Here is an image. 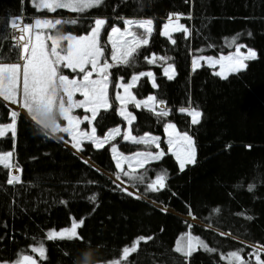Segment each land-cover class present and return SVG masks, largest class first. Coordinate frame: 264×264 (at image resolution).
Listing matches in <instances>:
<instances>
[{"label":"trees","instance_id":"16d2710c","mask_svg":"<svg viewBox=\"0 0 264 264\" xmlns=\"http://www.w3.org/2000/svg\"><path fill=\"white\" fill-rule=\"evenodd\" d=\"M20 12L21 0H0V26ZM176 12L191 13V20L183 18L182 21L192 33L184 39V33L175 32L172 39L176 44L173 45L160 30L168 14ZM23 13L27 22L37 15L62 21L76 19V24L65 23L58 27L59 32L77 35L88 33L92 21L98 17H106L112 24L119 23L121 17H153L157 29L149 45L140 49L132 68L115 67L114 79L124 73V80L129 81L133 73L153 68L159 87L153 88L151 80L142 77L133 92L139 98L154 94L157 101H166V107L172 112L160 119L146 108L136 109L130 104L136 116L133 133L163 134L165 123L173 121L181 131L194 137L197 156L196 163L187 165L183 171L171 153L151 162L147 165V175L154 179L156 173L166 172L168 187L160 193H151L140 185L139 191L135 189L142 198L135 199L125 194L122 188L126 186L115 179L118 169L110 156V146L94 150L91 143L85 141L84 151L77 153L55 136L38 133L36 125L20 112L15 161L23 169L24 184L14 189L5 185L0 190V260L15 261L23 254L31 255L40 264H94L99 256L97 246L101 256L119 258L123 246H131L140 235H152L155 239L148 244L142 242L140 251L133 254L127 264H157L158 261L181 264L179 254L171 249L179 234L189 229L188 225L220 253L243 247L247 259L246 254L251 249L245 245L264 244V0H105L100 8L84 13L67 9L37 12L25 0ZM233 37H238L235 43ZM9 43L4 42L0 56H6L4 63H16L15 50H9ZM238 44L257 50L258 59L248 61L247 70L231 73L227 79L216 76L215 68L205 64L192 71L193 55H216L231 51ZM152 53L170 59L148 64L143 57ZM168 62L176 67L173 80L167 79L163 72ZM114 86L115 80L110 92L112 108L107 112L101 109L94 121L99 135L125 126V121L116 114ZM189 99L203 112L202 121L196 126L190 125L189 118L177 111L181 106L187 107ZM160 107L158 105L156 110ZM10 109L16 110L0 99L1 123L10 122ZM61 135L69 140L67 134L58 133ZM111 143H117L124 152L146 148L125 142L120 136ZM12 147L10 134L0 139V150L9 151ZM84 160L88 164L83 163ZM5 179L4 171L0 170V183ZM121 180L126 178L121 176ZM249 183H256L253 192L247 191ZM125 184L132 186L130 182ZM93 194L98 196V207L87 200ZM149 199L159 202L153 201L159 206L164 204L167 213L161 212L159 209L163 207ZM61 200L67 204H61ZM188 207L194 217L206 225L186 218ZM240 212L253 219L238 216ZM82 217L87 219L78 231L91 248H84L78 241L46 240L49 230L69 227L72 218L78 221ZM220 232L232 235L220 236ZM41 243L46 248V259L31 251L30 246ZM77 249L80 252L74 259ZM261 258L264 259V254ZM21 264H24L22 260ZM189 264H226V261L216 253L198 250Z\"/></svg>","mask_w":264,"mask_h":264},{"label":"snow or ice","instance_id":"6c2138e0","mask_svg":"<svg viewBox=\"0 0 264 264\" xmlns=\"http://www.w3.org/2000/svg\"><path fill=\"white\" fill-rule=\"evenodd\" d=\"M24 3L25 0H21V12L19 15L7 18L4 25L0 26V50H2L4 42L8 40L10 41L9 50L14 49L17 56L16 63H4L6 56H0V99L10 104L18 105L19 108L27 113L28 118L35 125L50 129L53 135L46 136H55L57 133L67 134L70 138L69 140H65L63 135L59 136V140L66 144L70 143L71 147L77 152L84 151L83 142L85 141L91 143L94 150H103L106 145L110 146V156L118 169L114 175L117 180L121 181V184L130 182L137 191H139L138 186L142 185L146 192L151 193H160L166 190L168 187L166 172L156 173L154 179L147 175L149 171L147 165L162 159L165 155L163 150L156 152L147 150L153 146L156 149H160V138L152 136L150 133H145L139 137L133 135V123L136 120V116L128 110V105L132 104L136 109L146 108L160 119L167 118L171 114L172 109L166 107V101H157L154 95H150L146 100L140 101L137 100L131 91L142 77L151 78L152 87L158 88L159 85L155 82L153 72L133 73L127 83L124 82L123 77L117 78L114 86L116 88L114 99L117 102L116 114L126 122L123 134L119 126L108 130L103 137L96 135L94 126L91 127L90 131H81L79 127L82 123L81 118L72 114L77 108L84 109L90 113V116L85 115L83 120L91 123L100 116L101 109L107 112L112 108L108 96V89L111 84L110 70L114 67L132 68L136 64L140 49L149 45L154 31L153 21L151 19L125 20L121 17L120 19L124 21L126 28L122 32L117 26L111 27L109 33V40L112 43L111 55L106 57L104 48L100 44V35L104 26L108 23L107 19H94L87 35H64L59 33L58 26L65 23L76 24L78 20L62 21L60 19L51 20L34 17L32 22L25 23ZM28 3L37 12L47 11L54 13L58 9H67L75 13H84L89 9L100 8L105 4V0H28ZM182 18L191 20V13H169L168 22L162 26L160 34L167 37L173 45L176 44V40L172 39L171 32L184 33V39H187L192 33L188 26L179 23ZM133 27L143 31L140 35H137L136 32L132 31ZM52 30H56V34H53ZM125 34L131 39L119 44L116 40H113L114 35ZM247 35L251 36V33ZM237 38H232L233 43H235ZM49 42L51 45L50 50L47 49ZM62 42H67L66 47H60ZM242 47H246V45H237L235 47V55L220 56L219 59L193 56L191 61L192 71H196L201 67L200 62L204 60L206 61V66L214 67L216 64L221 66L220 71L214 73L216 76L227 79V74L229 73L239 74L247 70L248 64L246 61L258 59L256 50L247 48L246 53H244L241 52ZM61 52L64 54L61 55ZM101 59H103L102 64L100 63ZM143 59L148 64H156L158 60L166 61L170 58L157 57L155 53H152L150 56H144ZM61 65L74 73L82 74L81 77L79 79H69L68 76L62 75L59 71ZM93 73H96L97 79L91 78ZM164 75L169 80L175 78L174 64H168L164 68ZM76 93H80L83 99L75 100ZM157 105L161 106L159 111L156 110ZM177 111L186 115L189 118L188 123L192 126L199 125L202 121V110L194 107L190 99L187 107L181 106ZM19 117V111L10 109V122L6 124L0 123V139L8 138L10 134V138L13 141L11 151L0 150V170L4 171L6 177L3 183H0V190H3L5 185L14 189L17 185L23 186L24 184L22 179L23 169L19 166L18 161H14ZM59 120L65 122L64 126H61ZM164 128L168 134L170 150L175 144L181 145V150L176 153L180 171H183L187 165H194L196 163V147L193 136L189 135L187 131L179 132L176 125L171 122L165 123ZM117 136H120L125 142L144 145L146 150L126 156L119 152L116 144L111 143ZM227 147H230V145ZM83 163L88 164V161L84 160ZM125 164H127V169H125ZM121 176L126 178V180H121ZM119 186L117 185V187ZM255 188L256 183L247 185V191L249 192H253ZM122 191L135 199L142 198L136 192L129 191L127 187H123ZM87 200L98 207V196L96 194L87 197ZM60 203L66 205L67 201L61 200ZM159 210L164 213L168 211L166 207ZM93 211H95V208ZM216 211L219 212L220 209H216ZM188 214L195 218L190 207H188ZM237 215L247 220L253 219L252 216L244 212L237 213ZM86 219L87 217H82L77 221L72 218L70 227H65L59 231L56 229L49 230L46 233V240L78 241L84 244V248H91L85 237L78 231L84 227ZM188 227L191 229L192 226L188 225ZM209 228H211V225H209ZM219 235L231 236L232 234L220 232ZM232 238L236 239L234 236ZM154 239L155 237L152 235H140L131 242V246L122 247L119 258H115L114 255L111 257L99 255L98 259L105 262V264H127L129 258L140 251L139 245L142 242L148 244ZM240 243L243 244L244 242L241 241ZM30 247L32 252H38L41 258L46 259V248L43 243L39 247ZM245 247L251 249L246 254L247 259L243 255V247L226 254L220 253L217 248L210 247L199 236H194L191 231H188L177 238L171 251L179 254L181 264H189L190 258L198 250L216 253L221 260L226 261V264H264V259L261 258L262 254H264V244H247ZM79 252L80 249H77L73 254L74 259ZM21 260L24 264H37L31 255L23 254L12 264H21ZM0 264H9V261L0 260ZM157 264H160V262L158 261Z\"/></svg>","mask_w":264,"mask_h":264},{"label":"rangeland","instance_id":"374dc122","mask_svg":"<svg viewBox=\"0 0 264 264\" xmlns=\"http://www.w3.org/2000/svg\"><path fill=\"white\" fill-rule=\"evenodd\" d=\"M34 17H39V18H42V19H51V20H56V19H60V18H53V17H51V16H42V15H37V16H34ZM34 17H32V19L34 18ZM98 18H103V19H107V21H108V23L104 26V28H103V30H102V32H101V35H100V44H101V46L104 48V51H105V56L107 57V56H110L111 55V47H112V43H111V41L109 40V33H110V31H111V27L112 26H117V27H119L120 29H121V31L122 32H124V29L126 28V25L124 24V21L123 20H121L119 23H110V21H109V19L108 18H106V17H98ZM125 20H127V19H132V20H147V19H151L152 21H153V28H154V31H153V33L156 31V29H157V27H156V20L153 18V17H123ZM173 19H175V18H173ZM183 19V18H182ZM182 19H180V21H179V23L180 24H184V25H186L183 21H182ZM61 20V19H60ZM25 23H29V22H27L26 20L24 21ZM32 22V21H31ZM168 22V20L166 19V21L164 22V23H167ZM163 23V24H164ZM163 24H162V26H163ZM162 26H161V30L160 31H162ZM171 30V29H170ZM132 31L133 32H136L137 33V35H140V33L143 31L142 29H138V28H136V27H133L132 28ZM52 32H53V34H56V31L55 30H52ZM60 34H64V35H67V34H71V35H73V36H81V35H87L88 33H84V34H80V35H77V34H73V33H70V32H66V33H62V32H59ZM175 32H171V37H172V35L174 34ZM153 35V34H152ZM152 37V36H151ZM131 38L129 37V36H127L126 34L125 35H114L113 36V40H116L117 42H118V44L120 43V42H123V41H125V40H130ZM151 39V38H150ZM66 45H67V42H62L61 43V45H60V47L61 48H64V47H66ZM238 45H243V44H238ZM50 47H51V45H50V42H49V44L47 45V49L48 50H50ZM247 48H249V47H242L241 48V52H244V53H246V51H247ZM253 49V48H252ZM254 50H256V49H254ZM58 51H59V49H58ZM257 51V50H256ZM64 53L63 52H61V55H63ZM228 55H235V49H233V50H231V51H228V52H223V53H220V54H216V55H208V54H203V55H193V56H196V57H201V56H203V57H211V58H214V59H219V57L220 56H228ZM192 56V57H193ZM191 61H192V59H191ZM109 62L110 63H112V61H110L109 60ZM100 63L102 64L103 63V59H101L100 60ZM201 66L202 65H206V61H204V60H201ZM246 63L248 64V61H246ZM168 64H174V63H172V62H168V63H166L165 64V66H164V68H166L167 66H168ZM174 67H175V64H174ZM211 67H213V66H211ZM220 65L219 64H216L213 68H215V72H218V71H220ZM115 68V67H114ZM114 68H112L110 71H111V84L109 85V89H108V96H109V102L112 104V101H111V99H110V92H111V85H112V83H113V81L115 80V84H116V81H117V79H114ZM164 68H163V72H164ZM59 71H60V73L62 74V75H66V76H68L69 77V79H72V78H76V79H79L80 77H81V75L82 74H80V73H78V72H72L71 70H69V69H67V68H65V67H63L62 65L60 66V69H59ZM148 71H151V72H153L154 73V75H155V71H154V69L152 68V69H147V70H143V71H140V72H148ZM137 73H139V72H137ZM175 74H176V67H175ZM231 73H229V74H227V76L228 75H230ZM118 77H123V78H125V74L124 73H119L118 75H117V78ZM92 79H97L98 77H97V75H96V73H93V76L91 77ZM149 78V77H148ZM150 80H151V78H149ZM124 82L125 83H127L128 81H125L124 80ZM139 82V81H138ZM155 82H156V75H155ZM122 91V90H121ZM132 92H133V89L131 90ZM115 92H116V88H115V90H114V95H115ZM134 93V92H133ZM134 95H135V93H134ZM150 95H154V94H149L148 96H150ZM136 96V95H135ZM148 96H146V97H143V98H139V97H137L136 96V98H137V100H140V101H144V100H146L147 99V97ZM155 96V95H154ZM74 99L75 100H81V99H83V97L81 96V94L80 93H76L75 94V97H74ZM8 105H10L11 107H14V108H16L17 109V111L19 110V111H22V112H25L23 109H21V108H19L18 107V105H14V104H10V103H8V102H6ZM158 106V105H157ZM157 108V107H156ZM128 110L129 111H131V112H133L134 113V111L130 108V104L128 105ZM26 113V112H25ZM27 114V113H26ZM74 116H77V117H80L81 118V120H82V123L80 124V130L81 131H90V129H91V127H95V125H94V121H92L91 123L89 122V121H87V120H83V117L85 116V115H89L90 116V113L89 112H87V111H85L84 109H80V108H77V109H75L74 111H73V113H72ZM134 115H135V113H134ZM27 116V115H26ZM28 117V116H27ZM59 122H60V124H61V126H64V124H65V122L63 121V120H59ZM167 122H171V123H174L175 125H176V128H177V130L179 131V132H181V133H183L184 131H181L179 128H178V126H177V124L175 123V122H173V121H167ZM166 122V123H167ZM1 123V122H0ZM6 124V123H5ZM125 125H126V122H125ZM96 128V127H95ZM111 129H113V128H111ZM110 130V129H109ZM121 130H122V132L124 133L125 132V126L123 127V128H121ZM108 132V130L106 131V133ZM105 133V134H106ZM146 133H150V132H146ZM104 134V135H105ZM145 134V133H144ZM144 134H142V135H136L135 133H133V135H135V136H137V137H139V136H143ZM152 136H156V137H159L160 138V140H159V143H160V149H156L154 146L153 147H151L150 149H147V150H150V151H153V152H156V151H159V150H163L164 151V153H165V155L167 154V153H171V154H173L174 156H175V158H176V153L177 152H179L180 150H181V145L180 144H175L174 146H172L171 147V150H170V146H169V144H168V134L165 132V128H164V133L163 134H157V133H150ZM96 135L98 136V137H103L104 135H99L98 134V132H97V129H96ZM189 135H191L190 133H189ZM68 136V135H67ZM192 136V135H191ZM55 137L56 138H58L59 139V136H58V133L57 134H55ZM69 138V137H68ZM194 138V137H193ZM70 139V138H69ZM195 141V140H194ZM66 144V143H65ZM112 144H116L117 146H118V150H119V152H121V153H123L124 155H126V156H130V155H132L133 153H136V152H142V151H145L146 150V148L145 149H140V150H137V151H134V152H124V151H122L121 149H120V147H119V145L117 144V143H112ZM66 145H68L69 147H71V144L70 143H68V144H66ZM195 147H196V144H195ZM74 151H76L73 147H71ZM9 151H11V150H9ZM77 152V151H76ZM77 153H81V152H77ZM164 155V156H165ZM196 156H197V150H196ZM87 160L88 161H90L89 159H88V157H87ZM14 161H15V155H14ZM178 163H179V161H178ZM125 167H127V164H125L124 165ZM135 166V165H134ZM112 177H114L113 176V174L112 173H109ZM115 178V177H114ZM116 179V178H115ZM124 186H126L128 189H130L131 191H133V192H137L136 191V189L135 188H133L132 186H128V185H126L125 183L123 184ZM162 206V205H161ZM188 218H189V216H187ZM194 220V219H193ZM196 220V219H195ZM70 227V226H69ZM60 230V229H59ZM59 230H57V231H59ZM188 231H191L190 229H188V230H185V231H183V232H181L180 234H179V236L182 234V233H185V232H188ZM191 233L194 235V236H199L202 240H204L200 235H197V234H195V233H193L192 231H191ZM178 236V237H179ZM177 237V238H178ZM177 240V239H176ZM205 241V240H204ZM206 242V241H205ZM207 243V242H206ZM35 247H39V246H37V245H34ZM231 252V251H230ZM228 253V252H227ZM226 254V253H225ZM16 261V260H15ZM12 262H14V261H9V264H12ZM37 264H40V262H37ZM94 264H96V263H94Z\"/></svg>","mask_w":264,"mask_h":264},{"label":"clouds","instance_id":"9594fccd","mask_svg":"<svg viewBox=\"0 0 264 264\" xmlns=\"http://www.w3.org/2000/svg\"><path fill=\"white\" fill-rule=\"evenodd\" d=\"M36 130L38 133L43 134V135H53V133H51L50 129L41 127L39 125H36ZM96 251L99 253L100 255V248L99 246L96 247ZM96 264H105V262L101 261V260H97Z\"/></svg>","mask_w":264,"mask_h":264},{"label":"water","instance_id":"95a60500","mask_svg":"<svg viewBox=\"0 0 264 264\" xmlns=\"http://www.w3.org/2000/svg\"><path fill=\"white\" fill-rule=\"evenodd\" d=\"M89 158V157H88ZM90 163H93V161L91 160V161H89ZM94 165H95V163H93ZM110 175V174H109ZM111 176V175H110ZM153 204H155V205H157V206H159L158 204H156V203H154L153 201H155V200H153V199H149ZM155 202H157V201H155ZM157 203H159V202H157ZM160 204V203H159ZM163 206H159V207H165L164 206V204H162ZM171 211H175L173 208H169ZM189 216V218L186 216V218H188V219H190V220H192V221H195V222H198V223H201V224H204V223H202V221L200 220V219H198V218H193L192 216H190V215H188ZM194 219V220H193ZM196 219V220H195ZM204 225H206V224H204Z\"/></svg>","mask_w":264,"mask_h":264},{"label":"crops","instance_id":"0c3cea01","mask_svg":"<svg viewBox=\"0 0 264 264\" xmlns=\"http://www.w3.org/2000/svg\"><path fill=\"white\" fill-rule=\"evenodd\" d=\"M14 108V107H13ZM16 109V108H15ZM17 110V109H16ZM19 111V110H18ZM19 112H22V111H19ZM22 113H24L25 115H27L25 112H22Z\"/></svg>","mask_w":264,"mask_h":264}]
</instances>
